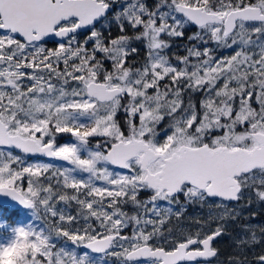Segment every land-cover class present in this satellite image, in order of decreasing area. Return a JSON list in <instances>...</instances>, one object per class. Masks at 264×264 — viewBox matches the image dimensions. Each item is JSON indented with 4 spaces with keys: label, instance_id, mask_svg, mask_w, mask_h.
I'll return each mask as SVG.
<instances>
[{
    "label": "snow or ice",
    "instance_id": "obj_1",
    "mask_svg": "<svg viewBox=\"0 0 264 264\" xmlns=\"http://www.w3.org/2000/svg\"><path fill=\"white\" fill-rule=\"evenodd\" d=\"M253 202L264 0H0V264H211ZM239 228L218 264H264Z\"/></svg>",
    "mask_w": 264,
    "mask_h": 264
},
{
    "label": "flooded vegetation",
    "instance_id": "obj_2",
    "mask_svg": "<svg viewBox=\"0 0 264 264\" xmlns=\"http://www.w3.org/2000/svg\"><path fill=\"white\" fill-rule=\"evenodd\" d=\"M48 47L51 46V47H54L55 45L53 43H49L47 45ZM123 113H120L118 115L121 116ZM65 140H68V142H71L72 140L70 139H59L58 142L59 143H64L66 142ZM93 143H95V141H93ZM29 157L31 159H29ZM28 157V160L29 161H32V160H39V161H42V162H45V163H54V164H60V163H63V162H60V161H57V160H54L52 158H47V157H41V156H35V157H32V156H29ZM149 196V193L148 192H143L141 193V199H144V198H147ZM258 206H261L262 209H260L261 211L264 212V202H253V204L251 205L250 208H246L247 210H250V209H254ZM72 211L74 212L75 211V207L73 206V209ZM126 211H129L131 212V208H127ZM258 211V210H257ZM199 214L200 216H202L204 219H207L208 217V212H207V208H204V209H201L197 206H192V205H189V207L187 208V213H186V217L184 219V221L179 225V227H182V228H185V229H191L192 231H195L196 230V226L192 225L190 223V221L187 219V217H191V216H195ZM29 218L27 216L24 215V213L20 214L19 216L15 217L14 219L12 220H9V223H12L14 224L16 221H25L27 222ZM254 219L255 222H258L257 218L254 217L252 218ZM250 219V220H252ZM243 223V220L241 218V220L235 222V223H229L228 225V230H229V235L227 236H223L221 237L218 242L217 240L214 242V246L215 247H218L220 249V256L214 260L211 261V264H218V261L220 260H223V259H226L229 255L233 254L235 249L233 248V245H232V242H233V238L236 236L235 234V226L236 225H239ZM215 223H212L211 225H208V229L207 230H211V229H214L216 226H214ZM176 221L175 219L173 218L172 222L168 225L165 226V231L170 228V227H176ZM150 230V229H149ZM130 229H129V233H130ZM235 234V235H234ZM231 240V243H229V241ZM253 251L255 252H258L259 251V247L256 248V249H252V250H249L248 253L246 254L248 256L249 259L252 258V253ZM249 254V255H248Z\"/></svg>",
    "mask_w": 264,
    "mask_h": 264
},
{
    "label": "trees",
    "instance_id": "obj_3",
    "mask_svg": "<svg viewBox=\"0 0 264 264\" xmlns=\"http://www.w3.org/2000/svg\"><path fill=\"white\" fill-rule=\"evenodd\" d=\"M188 31H192V33H189ZM196 31H197V29H194V27L192 25H189V26H187V28L185 30V37H184V39L183 40L177 39V40L173 41V48L175 49V52L174 53L176 55H179V56H184L185 55L182 50L181 51L179 50V48H182V47H177V45H187L188 44V39H187L188 36H190L191 34H193V32H196ZM49 47H51V46H49ZM89 47H91V45H89ZM223 52L224 51L222 50L220 53H223ZM139 59H141V60L143 59V54L141 55V57ZM117 118L120 120L121 124H123L124 116L122 115L121 118H119V117H117ZM59 139L60 140L61 139H70V140H72V138L70 136H68V135H63ZM252 212H255L256 213L255 217L258 220L256 227H257V231H259V228L260 227H264V212L261 211V210H258V211L257 210H254ZM218 240H217V242H218Z\"/></svg>",
    "mask_w": 264,
    "mask_h": 264
},
{
    "label": "rangeland",
    "instance_id": "obj_4",
    "mask_svg": "<svg viewBox=\"0 0 264 264\" xmlns=\"http://www.w3.org/2000/svg\"><path fill=\"white\" fill-rule=\"evenodd\" d=\"M189 33H192V31H188ZM195 32H193V34H194ZM193 34H191V35H193ZM193 43H195L194 41H193ZM209 47H213L214 45H208ZM179 50L181 51H183L184 52V54H186L185 53V51L183 50V48H179ZM222 51V50H221ZM221 51H218V55H220V56H223V55H231V53L230 52H227V51H224L223 53H220ZM175 52V49L172 47V49H171V51L169 52V55H171L172 53H174ZM198 99V98H197ZM123 115V114H122ZM122 115L121 116H119V118H121L122 117ZM66 142H68V140H65ZM34 160H32V161H29V162H33ZM42 162V161H41ZM260 209H262L261 208V206H258V207H256V208H254V209H250V210H247V209H245L244 210V212H243V214H242V220H243V223H249V224H251L252 226H257V222H255L254 221V219H252V220H249L248 219V217H249V214L252 212V211H254V210H260ZM24 215L25 216H27V214L26 213H24ZM28 217V216H27ZM29 218V217H28ZM15 223H26L25 221H16ZM14 223V224H15ZM12 224V223H11ZM242 224V223H241ZM240 225V224H239ZM239 225H236L235 226V228H234V230L236 231L235 232V234H236V236L237 235H239L240 234V228H239ZM214 226H216V224L214 225ZM234 234V235H235ZM229 243H231V240L229 241ZM69 247H71V245L69 244ZM248 253V250L246 251V254ZM112 264H116V262H115V260H113L112 261Z\"/></svg>",
    "mask_w": 264,
    "mask_h": 264
},
{
    "label": "bare ground",
    "instance_id": "obj_5",
    "mask_svg": "<svg viewBox=\"0 0 264 264\" xmlns=\"http://www.w3.org/2000/svg\"><path fill=\"white\" fill-rule=\"evenodd\" d=\"M29 159H31L30 157H29ZM236 238V236L233 238V239H235ZM249 251V250H248ZM249 255V254H248Z\"/></svg>",
    "mask_w": 264,
    "mask_h": 264
},
{
    "label": "water",
    "instance_id": "obj_6",
    "mask_svg": "<svg viewBox=\"0 0 264 264\" xmlns=\"http://www.w3.org/2000/svg\"><path fill=\"white\" fill-rule=\"evenodd\" d=\"M41 157H43V156H41Z\"/></svg>",
    "mask_w": 264,
    "mask_h": 264
}]
</instances>
